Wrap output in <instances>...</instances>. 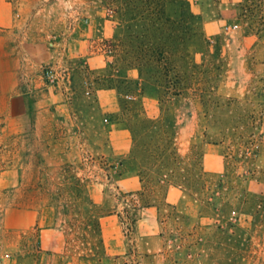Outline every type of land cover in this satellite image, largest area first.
I'll use <instances>...</instances> for the list:
<instances>
[{
	"label": "rangeland",
	"instance_id": "rangeland-1",
	"mask_svg": "<svg viewBox=\"0 0 264 264\" xmlns=\"http://www.w3.org/2000/svg\"><path fill=\"white\" fill-rule=\"evenodd\" d=\"M9 1L16 31L72 73L75 100L91 112L113 103L104 123L123 130L105 157L92 142L83 165L65 164L52 174L58 188L42 190L74 224L75 245L82 214L93 261L99 215L122 214L130 245L151 208L164 240L157 264H264V0ZM30 249L18 264L42 260Z\"/></svg>",
	"mask_w": 264,
	"mask_h": 264
},
{
	"label": "crops",
	"instance_id": "crops-1",
	"mask_svg": "<svg viewBox=\"0 0 264 264\" xmlns=\"http://www.w3.org/2000/svg\"><path fill=\"white\" fill-rule=\"evenodd\" d=\"M15 21L10 1L0 0V264H18L19 254L32 251L31 243L42 257L34 264H119L124 254L131 258L127 264L138 260L142 264L145 259L157 264L164 240L156 211L148 208L135 221L130 245L123 242L122 214L99 215L103 246H96L92 261V248L85 239L90 234V213L81 217L80 247L75 245L74 224H62L64 215L53 207L58 201H53L52 190L50 195L42 191L58 188L52 174L65 164L81 163L92 142L96 143L92 155L105 157L108 136L120 140L123 130L112 121L104 123V112L114 111L113 103L109 107L94 102L91 112V107L85 109L75 100L72 73L58 64L60 59L47 43L16 31ZM48 64H58L56 83L43 77L42 67ZM96 92L113 94L109 88ZM86 188L90 203L89 182Z\"/></svg>",
	"mask_w": 264,
	"mask_h": 264
},
{
	"label": "built area",
	"instance_id": "built-area-1",
	"mask_svg": "<svg viewBox=\"0 0 264 264\" xmlns=\"http://www.w3.org/2000/svg\"><path fill=\"white\" fill-rule=\"evenodd\" d=\"M44 79L49 83H56L58 80L57 71L52 67H43L42 69Z\"/></svg>",
	"mask_w": 264,
	"mask_h": 264
}]
</instances>
